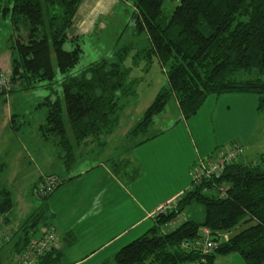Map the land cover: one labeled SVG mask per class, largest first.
<instances>
[{"label":"trees","instance_id":"obj_1","mask_svg":"<svg viewBox=\"0 0 264 264\" xmlns=\"http://www.w3.org/2000/svg\"><path fill=\"white\" fill-rule=\"evenodd\" d=\"M173 1L178 4L165 16V0H131L130 18L135 31L145 33L149 41L136 58L141 54L149 60L155 57L164 69L167 86L129 135L144 137L172 99L182 118L188 120L210 95L252 94L264 119V0ZM80 2L0 0V17L8 18L13 30L10 94L46 87L55 95L45 97L37 106L46 110L38 132L42 140L57 142L61 163L67 170L75 162V149L85 140L99 139L116 129L122 109L118 96L130 95L122 65L128 47L120 49L113 62L100 59L74 73L83 50L81 41L68 38L67 32ZM66 43L72 50L64 49ZM54 84H58V91H53ZM239 161L226 166L219 179L203 181L186 191L174 208L157 214L144 235L121 248L105 264H214L217 256L230 254H238L243 264H264V157L256 164ZM3 168L0 164V174ZM42 179L33 188L34 196ZM55 179L56 190L60 183ZM221 185L228 186L225 197L218 193ZM52 194L39 199L45 202ZM191 206L203 208V220L185 221L172 228L171 224ZM13 208L11 192L0 187V251L11 246L13 256L18 257L50 225L41 206L12 233L5 216ZM204 229L217 245L211 255L203 257L194 247L183 248L185 243L197 244ZM7 230L10 240L5 242ZM60 261L61 253L54 247L35 264Z\"/></svg>","mask_w":264,"mask_h":264},{"label":"crops","instance_id":"obj_2","mask_svg":"<svg viewBox=\"0 0 264 264\" xmlns=\"http://www.w3.org/2000/svg\"><path fill=\"white\" fill-rule=\"evenodd\" d=\"M124 1L126 6H130L126 0H81L67 32L68 38L81 41L86 34L98 28L102 16H112L111 11L116 9L117 3ZM10 58L9 50L6 61L0 62V70L10 72ZM12 94L8 98H0L9 101ZM224 95L208 96L198 113L188 120L182 118L176 100H170L173 113L166 107L142 139L130 136L129 130L120 139L111 142L114 146L111 148L110 139L114 138L115 129L99 139H87L75 149V162L68 170L61 163L54 139L46 142L39 137L38 141L35 138L33 141L32 133L25 130L32 128L24 120L26 116L13 111L11 107H3L5 115L2 125H8L13 131L9 146L13 144L29 156L34 154L39 158L40 153L46 150L45 144L52 143V152L41 167V177L55 176L60 184L42 208L46 210L49 228L54 231L55 250L61 253V264L110 262L121 248L153 226L154 217L163 208L175 207L176 202L189 190L193 170L199 161L213 156L211 147L208 148L202 138L205 124L200 118L208 119L216 131L220 114L218 109L222 102L227 105L249 102L258 106V99L256 102L249 94H233L221 99ZM38 105L34 106L37 110ZM257 106L256 114L259 116ZM228 109H231L230 106ZM255 118V112L251 113L250 120L254 121ZM106 138H109L108 141ZM252 138L239 137L244 149V156L239 162L245 165L255 162L247 160L245 155V148ZM239 140L234 139L236 142ZM2 147L4 145L0 142V154L3 153ZM1 164L4 170L6 164L3 161ZM77 166L76 173L72 174L71 171ZM13 210L5 216V224L9 231L16 233L22 225H16ZM40 230L43 232L44 227ZM6 250L9 253L5 254L4 259L11 255L12 260L16 258L11 246L3 248L0 255Z\"/></svg>","mask_w":264,"mask_h":264},{"label":"rangeland","instance_id":"obj_3","mask_svg":"<svg viewBox=\"0 0 264 264\" xmlns=\"http://www.w3.org/2000/svg\"><path fill=\"white\" fill-rule=\"evenodd\" d=\"M126 1L130 2V6H126L125 1L118 2L116 9L111 11L112 16H102L98 28L83 37L81 40L83 54L74 70V73L78 74L85 66L100 59L113 62L116 60V53L120 49L130 48L122 63L123 69L127 72L125 89L128 90L130 95L128 97L118 96L122 109L118 113V127L115 129L114 138L110 139V143L117 141L126 131L131 130L142 117L145 109L153 102L156 95L167 86L164 69L155 57L149 60L141 54L139 58H136L137 52L149 46V41L145 33L138 34L135 31L130 18L133 11L132 2L131 0ZM177 4V1L165 0L163 5L164 15L169 16ZM101 25L104 27L102 28ZM12 36L13 30L9 19L0 17V62L6 61L5 57L13 44ZM64 49L67 51L72 50L71 44L66 43ZM56 90H59L58 84L53 86V91ZM51 93V90L46 87H39L25 94L15 92L9 101L0 98V142L4 145L2 147L3 153L0 154V164L2 161L6 164L5 169L0 174V187L7 188L12 194L14 203L13 218L17 222L16 225L19 223L23 225L28 214H32L44 204L43 200L34 196L33 188L39 179L45 178L41 177V167L44 165L45 159L49 157V153L52 152V143L45 144L46 150L40 153L39 158L34 154L29 156L13 144L9 146L8 142L12 139L13 131L8 125L5 127L2 125L5 115L3 107H11L18 114L25 115L24 120L32 126L29 130L28 128L25 130L27 133L28 131L32 133L33 141L34 138L38 141L40 136H38L37 128L44 123L46 110H37L34 106L41 103L47 96L53 98L55 95ZM228 95L233 94L221 96V99L228 97ZM249 95L254 97L257 102L255 95ZM32 104L33 109L31 108ZM228 106H230V110ZM256 106L257 104H250L249 102H235L230 105L222 102L218 109L220 114L216 121V131L208 119L200 118L201 121L203 120V125L205 124L202 138L208 148L211 147L212 158H216L233 144L241 145L239 137L249 138V140L253 137L249 146L245 148L247 160H253L255 161L253 163L256 164L259 162L260 157H264V119L261 115L256 114ZM166 107L170 113H173L172 102H169ZM254 112L256 118L252 121L250 120V114ZM20 120L17 121V124ZM68 131L70 134V130ZM108 139L106 138V141ZM234 139L239 141L236 142ZM112 147L114 146L111 143ZM6 148L8 150L5 151ZM111 151L112 149H110ZM77 169L78 166L71 173L75 174ZM203 218V208L201 206H191L179 217L178 223L181 224L189 220L201 222ZM8 250L1 253V264H13L15 262L17 257L14 260L10 257L4 259L5 254L9 253ZM214 264H243V261L238 254L219 255L215 258Z\"/></svg>","mask_w":264,"mask_h":264},{"label":"built area","instance_id":"obj_4","mask_svg":"<svg viewBox=\"0 0 264 264\" xmlns=\"http://www.w3.org/2000/svg\"><path fill=\"white\" fill-rule=\"evenodd\" d=\"M13 84L11 81L10 72H4L0 70V96H9ZM244 155V149L239 144H233L228 147L225 151L220 153L216 158H207L205 160H200L198 165L194 168L192 173V183L189 188L191 190L194 186L200 185L203 181H210L212 179H219L226 166L238 162ZM57 186V181L53 176H46L42 179L41 183L35 190V196L38 198L46 197L55 190ZM228 186L221 185L218 188V193L220 197H225V193ZM209 190H205L208 192ZM169 207H165L161 210V213L169 210ZM178 220L171 224V227H175ZM7 234L4 239L5 242L10 240V233L7 230ZM56 247V237L53 229H48L45 231L39 239H32L26 251L19 255L13 264H35V262ZM198 249L200 254L205 257L211 255L217 245L212 241L210 233L208 230L204 229L201 231L200 239L197 244L185 243L183 248L186 250H191L192 248ZM201 263H205L201 260Z\"/></svg>","mask_w":264,"mask_h":264}]
</instances>
